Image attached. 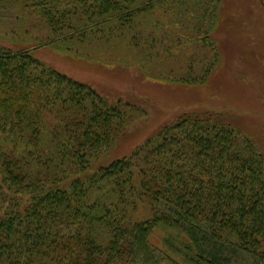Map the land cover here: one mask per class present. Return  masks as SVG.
Here are the masks:
<instances>
[{"label":"trees","instance_id":"obj_1","mask_svg":"<svg viewBox=\"0 0 264 264\" xmlns=\"http://www.w3.org/2000/svg\"><path fill=\"white\" fill-rule=\"evenodd\" d=\"M218 1L0 0V9L34 19L36 40H47L39 47L94 36L129 47L132 32L155 60L198 44L194 31L209 30ZM130 121L129 104L0 43V264H227L231 249L264 264L256 140L216 111H188L94 168Z\"/></svg>","mask_w":264,"mask_h":264},{"label":"rangeland","instance_id":"obj_2","mask_svg":"<svg viewBox=\"0 0 264 264\" xmlns=\"http://www.w3.org/2000/svg\"><path fill=\"white\" fill-rule=\"evenodd\" d=\"M16 16L14 10L0 9V43L29 48L111 102L129 104L132 121L104 154L92 159L94 168L129 156L161 128L194 110L220 113L247 132L264 152V0H219L214 16H209V30L194 31L198 44L172 46V55L162 54L155 60L140 50L142 45H132V32L126 34L129 47L124 43L113 46L111 40L98 36L39 47L38 43L47 42L35 38L43 34V28L38 29L32 18L25 22ZM203 33H208V42ZM215 56V64L207 65ZM184 75L199 80L186 81ZM161 235L156 233L152 241L161 245ZM227 252V264H255L246 252Z\"/></svg>","mask_w":264,"mask_h":264}]
</instances>
